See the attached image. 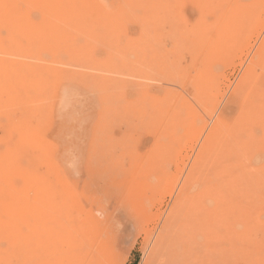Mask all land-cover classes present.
<instances>
[{
	"label": "rangeland",
	"instance_id": "obj_1",
	"mask_svg": "<svg viewBox=\"0 0 264 264\" xmlns=\"http://www.w3.org/2000/svg\"><path fill=\"white\" fill-rule=\"evenodd\" d=\"M98 1L102 9H99L97 14L95 13L94 16L85 21L88 24L93 22L97 26L105 27L106 32L104 29L101 34H98L100 31H86V36L83 33H79L80 35L73 33V38L76 37V39L70 43L71 48L61 49L51 45L50 52L47 49L29 52L28 49H25L28 41L24 39L22 41V43L25 42L24 47L21 46L15 50L9 48L10 51L13 50L11 51L12 54L10 51H7L8 55L1 54L5 57L9 56V58L11 55L12 60H9V62L14 64L17 70H19L18 66L21 70L19 75L14 74L9 78V84L4 81V84L0 83V90L4 87L2 93L0 91V133L2 131H6L9 135L11 133L12 136H10L18 142H15V147L17 144L16 157H20L18 158L19 162L21 160L24 162L22 164H25L26 161L28 163L34 162L33 165L26 163L29 167L38 164V167L34 168L35 176L40 171L41 173H38L40 176L44 175L43 172L48 174L44 175L45 178H41L42 182H39L41 180L39 179L36 184L34 182L29 184L30 187L25 188L27 190L25 192L33 198L36 196L35 189L38 190L36 185L45 183L49 185L48 189L54 192L52 197L54 201L62 203L73 215L77 217L88 216L90 218L95 216L100 221L95 235L100 246L105 249L104 252L108 257L107 264H189L190 261L191 264H206L212 259L215 264H264V83L248 87L252 95L246 96L244 100L246 104H252L255 107V112L252 115L256 117L253 124L255 128L253 135L256 134V136L254 135L251 145H248L250 146L248 148L249 153L244 161L246 176L244 184L231 185L230 187L234 188L233 191L228 184L227 188L226 186L221 187V192L216 190L214 196L212 191L211 193H204V202H201V197L199 203L196 204H198V207L206 205V207H209V211H205V213L211 212V214L202 215L197 209L187 213L186 209L181 218H178V220L180 219L177 222L178 225H176L178 230L173 225L164 227L166 215L175 202L181 185L184 183L191 160H193L192 157L195 156L199 148L197 146L200 145L208 131L207 128L220 113V110L226 105H230L229 97L239 85L241 76L246 67L250 65L251 59L264 37V0H148L145 7L143 6L145 0H136L135 7L127 5L124 0ZM150 2H155L152 4L153 7H160L148 10ZM123 9L128 11V14L132 17L130 22L128 20L127 23L125 22V26H121V22H117L121 14L120 11ZM134 19L136 22H134ZM228 30H233V34L222 45L220 44V38ZM4 31L2 30V33ZM5 33L7 32L3 33V37L8 36ZM92 36L100 43H97V47L95 40L91 38ZM84 41L94 43L88 45L87 48L85 47V49H90L87 50V54V51L83 48L87 44H83ZM6 42L10 45L9 47L14 46V40H6ZM46 43L48 45L49 42ZM115 44H118L121 49L124 47L122 52L124 54L126 51L125 56L128 53L127 60L129 58L130 60L136 58V61L142 60L141 63L137 61L140 65L138 63L137 66L135 65L136 68H139L138 70H133V63L130 65L132 60H129L130 64H127V60H124L126 57L123 54L118 56L117 59L115 58L116 61H114L116 63L120 60L118 66L120 64L121 68L120 66L113 67L117 63L107 64V62H104L108 52L114 55L108 45L114 47L113 49H119ZM53 50L55 51L53 52ZM137 50H140L139 53L135 52ZM80 51L83 52L81 53L83 56L80 55ZM57 52H60L59 55ZM21 54L23 56L28 55V59H25L27 57L24 58ZM87 55H89L88 59L89 57L92 58V61L87 59ZM122 56L124 58H121ZM83 57H86L85 60L91 61V64L85 61L87 66L90 64L89 67L86 66L87 69H84ZM151 58L153 59L152 62L154 61L153 63L150 61ZM16 60L21 62L18 64ZM33 60L34 62H32ZM32 63L37 64L33 65ZM51 64L57 67H51ZM37 66L46 75H40L39 72L38 74L37 72H33L34 74L29 72L30 67L35 68ZM104 67L105 69H103ZM149 67L153 68H150V74H147ZM73 68L75 71H72ZM117 68L120 71L119 73L116 71ZM126 68L128 70L131 68L129 70L131 76L122 74L126 72ZM120 69L123 71L122 73ZM112 70H115L118 76ZM81 71H83V75H81ZM96 71L98 77L95 78L93 74L95 75ZM85 72L88 74L85 75ZM133 72H135L134 75L138 74L140 77L138 75L137 78L133 77ZM111 73L115 78L112 84L116 82V88L118 87L117 83H119L121 86V88L119 86V89L122 90L128 80L129 82H135L134 87L127 83L130 88L127 86L126 89L125 86L122 92L113 89L115 84L111 87L112 89L107 87L111 83L110 80H107V76H110L111 80L113 78ZM84 75L85 78L89 75L88 80L83 79ZM100 75L102 80L99 78ZM92 77L96 80L99 78L97 85L95 81L93 82ZM118 78L120 79L119 82L116 81ZM92 82L94 86L91 85ZM103 84L105 85L103 86ZM137 84L139 86L138 91H136ZM38 85L39 87H37ZM197 89L201 90L203 95L200 98L201 104L197 100H193L195 97L192 96V91ZM29 90L31 94L27 98ZM11 92L13 97H11ZM17 92L22 93L20 95L22 98L18 96ZM165 92L172 94V96L186 97L190 103L192 102L190 109L191 107L193 109L190 112L197 113L195 117L197 121L195 120V122L198 126L196 125L195 128L192 124H187V132H183V135H185H182V137L177 133L176 140L177 130L176 132L173 130L174 134L171 133L172 130L170 132V128L167 129V125L164 124L170 122V120L165 117L162 120V115L158 112L162 107L159 108L158 105L161 102L165 103L167 111L175 115H179L178 112L182 111L175 98L166 102L162 99L167 94ZM38 94L41 99L43 98L42 100L36 96ZM14 96L18 101L15 100ZM44 99L45 103H43ZM136 100L139 103L141 102V107L140 105L139 107L133 105L134 103L137 104ZM144 100L146 101L143 102ZM22 101L24 102L22 103ZM38 101L44 106L43 110L41 107L37 108L39 106ZM35 102H38V104ZM142 102L145 103L144 106ZM5 105L8 107L6 108ZM3 107L9 112H4ZM156 107L159 108L158 111ZM30 108L31 110L28 111ZM195 108L197 109L196 112L194 111ZM2 114H4V117ZM21 117L27 118L20 119ZM3 118L5 121L10 120L11 123L4 122ZM157 118L162 122L156 123ZM23 120L34 126L31 127L29 123ZM179 121L181 125L179 127L186 123L184 118L179 119ZM179 121H176V123L178 124ZM25 123L28 126L25 127ZM22 124L26 129H23ZM2 125H5L4 128ZM14 125L15 129L13 130L11 126ZM20 126L22 127L20 128ZM160 133H162V136ZM11 137H8L7 140H1L0 152L4 153V150L7 149ZM26 138L27 141L31 142L29 143L31 148L28 146L27 149ZM160 141L166 142V148H169L165 150L166 157H164V153L158 151V154L156 152L157 145L161 143ZM19 143L21 148H18ZM23 145L26 149H23ZM25 150H30L28 152L30 153L29 157H33L35 160L32 161V158L27 156V152L25 156L23 154ZM134 150L137 152H134ZM41 152L45 153L42 154ZM39 153L44 158L40 157ZM21 155L25 156L23 158L26 161L21 159ZM139 156L140 158L137 159ZM36 157H40V159ZM146 164H148V167ZM154 164L156 165L155 168ZM36 168L40 171L37 172ZM31 170L33 172V169ZM46 175H51L50 179H46ZM34 184L35 186H33ZM110 184L111 187H109ZM28 188H31V190ZM238 189H240V192H238ZM232 192L236 193L232 194ZM227 193L230 195H227ZM213 209L218 214L214 213ZM222 210L225 211V214ZM230 211L232 212V219L228 216L229 213H226ZM234 211H236L235 214H233ZM231 212L229 215H231ZM187 214L189 215L187 216ZM193 219L195 221L194 228L196 227L195 232L199 233L197 235L193 232L194 229L191 230L194 223ZM214 219L217 221L215 222ZM211 224H214L213 227ZM221 226L222 228H220ZM177 232L178 234H176ZM222 234L224 235L222 236ZM176 235L177 237H175ZM237 235L244 244L240 242ZM168 237L170 238L168 239ZM213 238L217 239L214 240ZM159 241L161 242L159 243ZM188 242L190 243L188 244ZM241 245L245 246L246 251L244 246L241 248ZM0 246L5 251L9 249L8 242L7 244L4 242ZM242 249L244 252H241ZM190 250H193L194 253L189 255L187 251L190 252ZM176 255L182 259L179 260L180 263H174L177 259H180ZM244 257H246V260ZM9 261L5 262L3 260V262H0L1 264H19V261L16 260Z\"/></svg>",
	"mask_w": 264,
	"mask_h": 264
},
{
	"label": "bare ground",
	"instance_id": "obj_2",
	"mask_svg": "<svg viewBox=\"0 0 264 264\" xmlns=\"http://www.w3.org/2000/svg\"><path fill=\"white\" fill-rule=\"evenodd\" d=\"M124 1L126 2L127 5H132L133 7H135L136 3H137L136 0H124ZM154 3L150 2L149 6H148L149 7L148 10H154V8L157 9V8L160 7V6L153 7L152 4H154ZM146 4H148V0H145L143 6L145 7ZM99 9H102V6L100 5L98 0H0V83L4 84V82H5V83L9 84L8 81H9V78H11L12 75L14 76V74H16V75L20 74L21 68L18 66L19 70H17V67L14 64L9 62V60H12L11 59V55H10V58H9V56L8 57L3 56V55H8L9 54L8 52L10 51V49H14L15 50V49L20 48L21 46L24 47L25 46V42L22 43V41L24 39H25V41H28V42H26V46H25L26 48L25 49H28L29 52L33 51V50L34 51L36 50L38 52L39 49L40 50L41 49H47V51H48L49 48H51V45H54V46H56L58 48H61V49H63V48L69 49L68 47H70V43H72L74 41V39H76V37L73 38V33H76V34L77 33L78 34L79 33H83V34H85L86 31H88V32L100 31V32H98V34L99 33L101 34V31H103V29L105 27L97 26V24H93V22L88 24L85 21V20L90 19L91 16H94L95 13L97 14ZM120 12H121V14L119 15V20L117 22H119V23L121 22V26H125V22L127 23V20H128V22H130L132 20V17H131L130 14H128L129 13L128 11H125V9L121 10ZM88 16H90V17L88 18ZM90 22H91V20H90ZM134 22H136L135 19H134ZM2 30H5L4 32H7V33H5V34L8 35L7 37H3V35H4L3 33L4 32L2 33ZM104 31L106 32L105 29H104ZM76 34H75V36H76ZM232 34H233V30H228L227 32H224L223 35L220 38V44L225 42V40L228 37H230ZM93 35H95V34H93ZM85 36H86V34H85ZM102 37H103V35H102ZM91 38L93 40H95L94 36H92ZM11 39L14 40V46L12 45L11 47H9L10 45H8L6 40H11ZM96 40H95V42H96V47H97V43L98 44H100V43H99V41H96ZM99 40H101V39L99 38ZM46 42H49L48 45H47ZM79 43H80V41H79ZM86 43L87 42L84 41L83 44H86ZM92 44H94V43L93 42L90 43V41H89L86 44V46H84L83 48L85 49V47L87 48V47H89L88 45H92ZM110 45H108V46L112 50L114 55H112L111 53L108 52L104 62L105 63L107 62V64L108 63H111V64H116L117 63L115 66L113 65V67H116V66H118V62L120 60H118L115 63L114 62V61H116L115 58L117 59L118 56H121L123 54V52H122L123 50L122 49L124 47L121 49L118 44H115V45H117L119 47V49H113L114 47H112ZM75 46H74V49H75ZM121 46H124V45H121ZM80 50H82V49H80ZM87 50H90V49H85V51H87ZM92 50H93V48H92ZM143 50H145V49H143ZM11 51H13V50H11ZM50 51L51 50H49V52ZM54 51L55 50H53V52ZM138 51H140V50H137L135 52L139 53ZM59 53L57 52L58 55H59ZM76 53H77V51H76ZM79 53L81 55V53H83V52L80 51ZM87 53H88V51L86 52V54ZM1 54H3V55H1ZM11 54H12V52H11ZM124 54H126V51H125ZM13 55H14V52H13ZM130 55H132V54H130ZM63 56H64V54H63ZM72 56H73V54H72ZM81 56H83V55H81ZM88 56L89 55L86 56L87 59H88ZM134 56H135V54L133 55V57ZM23 57L24 58L27 57L25 59H28V55L23 56ZM29 57H30V55H29ZM35 57H37V56H35ZM86 57L82 58L83 59L82 63L84 62V65H85L84 69L85 68L87 69V67H89V65L91 64L90 62L92 61V58L90 59V57L88 59V60H91L90 62L87 61V59L85 60ZM125 57H126V59L123 56L121 58H124V60L126 61L127 57H128V53H127V55ZM140 58H142V57H140ZM31 59H34V58H31ZM22 60H24V59H22ZM59 60H60V56H59ZM129 60H130V58H129ZM129 60L126 61L127 64L132 60L130 62L131 64L130 63L129 64L132 65V63H133V65H134V66L132 65V67H134L133 70L134 71H136V69L138 70L139 68L138 67L136 68L137 63L139 61H140L139 63H141L142 60H137L138 62L136 61V58H135V60L132 59V58H131L130 61ZM152 60L153 59L151 58L150 61L152 62ZM251 60L252 61H251L250 65L248 67H246V70L244 71L243 75L241 76V80L239 82V85H237V88L232 92L231 96L229 97V100L231 102L230 105H226L222 110H220V113L215 117V119L213 120V122L209 126V128H207L208 131L204 135L202 141L200 142V145L197 146L199 148H198L195 156L192 157L193 160H191L192 161L191 164L189 163L190 164V168L188 170V173L186 171L187 174H186V177L184 179V183L182 181L183 185H181L182 187H181V189L178 191V193L176 195V198H175L176 200L173 203L172 207L170 208L168 214L166 215L167 217H166V220H165V223H164V227H171L172 225L173 226L178 225L177 222L180 220V219L178 220V218L179 217L181 218V215L184 213V211L186 209H187V213H188V211L189 212L190 211L193 212L194 209H197V210H199V212L202 215L203 214L204 215L211 214V212L207 213V214L205 213V211L206 212L209 211V209H208L209 207H206V205H204L202 207L199 206L200 207L199 208L197 206L198 204H196V203H199L201 197H202L201 202L203 201L204 193H211V191H212L213 192V196H214L215 193H216V190L221 192V189H222L221 187L224 188L226 186V188H227L228 184H229V187L231 185H241V184H244V181H246L245 180L246 176H245V173H244V166H245L244 161H245V159H246V157H247V155L249 153L248 152V148L250 146H248V145H251L250 143H252V140H254V135L256 136V134L253 135V133H254L253 131H255V128H254L253 124H254V121H256V117L252 115L255 112L254 111L255 107L252 104H246V102L244 100H245L246 96L252 95V92L250 90H248L249 89L248 87H252V86H254L256 84L259 85V83L260 84L264 83V37L261 40L260 45L258 46V49L256 50V53L252 57ZM16 61H17L18 64L21 62V61L18 62V60H16ZM38 61L42 62L41 60H38ZM85 61L90 63V64H88V66H87ZM143 61H145V60H143ZM32 62H34V60ZM59 62H61V61H59ZM139 63H138V65H140ZM148 63H150V62H148ZM35 64H37V63H35ZM35 64H33V65H35ZM71 64H72V60H71ZM62 65H64V64H62ZM79 65H81V64L79 63ZM93 65H95V64H93ZM52 66H56V65H52L51 64V67ZM107 66H109V65H107ZM119 66L121 68L120 64H119ZM80 67H83V66H80ZM91 67L93 68L92 65H91ZM101 67H102V65H101ZM39 68H38V66L35 67V68H31L30 67L29 68V72H31V73H33V72L36 73L37 72V74L39 72L40 75H42V74L44 75L45 72H43V71L41 72V69H39ZM131 68H129V70ZM150 68H153V67H149V69L147 70V74L149 73ZM103 69H105V67ZM126 69H125L126 70L125 73H122L123 71L120 69L121 73L124 74V75L131 76V71H129L128 68H126ZM68 70H69V68H68ZM107 70H108V68H107ZM22 71L24 72V70H22ZM72 71H75L74 68H73ZM86 71H89V70H86ZM112 71L115 72V70H112ZM116 71H118V73L120 72L118 68L116 69ZM11 72H13V74H11ZM29 72H28V74L31 75V73H29ZM82 72L83 71H81V75H83ZM142 72H143V70H142ZM66 73H67V71H66ZM156 73H157V71H156ZM84 74L86 75L88 73L85 72ZM134 74H135V72L132 73L133 77L135 76V78H137L138 74L137 75H134ZM169 74L171 75V73H169ZM47 75L49 76V74H47ZM85 75L83 77L84 80L87 79V77L90 75V73H89V75L86 78H85ZM158 75H159V73H158ZM34 76H36V75H34ZM93 76H95V78L98 77L97 76V71H96L95 75L93 74ZM117 76H118V74H117ZM165 76H166V74H165ZM32 77H33V75H32ZM37 77H38V75H37ZM107 77H108L107 80H110V82H111V83H109L110 86L107 85V87L111 88V87H113L114 84H115L114 85V87H115L116 86V82H114V84H112V81H115L114 75L112 74V77H113L112 80H111L110 76H107ZM138 77H140V75H138ZM152 77H154V76H152ZM168 77H169V75H168ZM174 77H175V75H174ZM17 78H18V76L16 77V79ZM99 78H101V75L99 76ZM99 78H98V80H99ZM13 79H15V78H13ZM35 79H36V77H35ZM42 79H43V77H42ZM84 80H82V81L84 82ZM98 80L94 79L93 82L95 81L96 85H97ZM101 80H102V78H101ZM101 80H100V82H102ZM118 80L120 81L119 78L116 79V81H118ZM157 80H159V79H157ZM39 81H40V79H39ZM90 82H88V83H90ZM93 82L91 84L92 86H94ZM107 82H109V81H107ZM124 82H126V80H124ZM124 82H123V85H124ZM168 82H170V81H168ZM103 83H105V82H103ZM127 83H130V86L134 87L135 82H133V81L129 82V80H128V82H126V84L123 86L124 88H122V90L119 89V86H120L119 83H117V86H118L117 88L118 89L116 87L113 88V89L116 90V91L119 90V91L122 92L123 89H125V86H126V89H127V86H128ZM131 83H133V85H131ZM45 85H47V84H45ZM45 85H43V86H45ZM104 85L105 84H103V86ZM3 86H5V85H3ZM18 86H19V82H18ZM25 87H26V85H25ZM37 87H39V85ZM138 87L139 86L137 84L136 85V88H137L136 91H138ZM0 88H1V86H0ZM3 88H2V90H0L1 93L3 91ZM120 88H121V86H120ZM8 89H6V90H8ZM29 89H30V87H29ZM20 90H22V89H20ZM8 91L10 93V89ZM140 91H141V88H140ZM28 92L26 91V93H28L27 98L31 94L30 90ZM102 92H105V91H102ZM1 93H0V95H1ZM165 93H167V92H165ZM7 94H8V92H7ZM17 94H18V96H20L22 93L19 94L17 92ZM192 94H193L192 96L195 97V99H193L191 96L190 97L194 101L197 100L199 102V104H201V99L200 98H202V96H203L201 90H198V89L197 90H193ZM36 96H38L41 99V96H39V94L36 95ZM123 96H124V94H123ZM164 96L165 97L162 98V99H164L165 102L170 100V99H174L175 98L177 100V102H178V106L180 107L181 111L183 112V113L182 112H178V113H180L179 115L178 114L177 115L172 114L171 112L167 111L165 103H162V102L158 105L159 108L162 107L160 109V111H158L159 108L156 107L157 108L156 110L159 112V114L162 115L161 116L162 120L164 119V117L167 120H170L171 123L168 121V122H166V124H164L165 126L167 125L166 126L167 129L170 128V132H171V130L172 131L175 130V132L177 130L176 134L174 133V131L171 132V133L175 134V140H176L177 133H178V135L182 136L183 132H187V130H186L188 128V127H186V126H188L187 124H190V125L192 124L196 128L197 124L195 122V120H196L195 117H196L197 113L195 114L193 111L190 112V110L193 109V107H191V109H190V106H191L192 102L190 103L189 99H186V97H184L183 95H181L183 97H180V96H176V95L172 96V94L167 93ZM11 97H13V93H12ZM14 97L16 98V96H14ZM15 100H17V98ZM145 101L146 100H144L143 102H145ZM23 102L24 101H22V103ZM38 102H39V106H37V108L39 109L41 107L42 110H43L44 106L41 105L42 103L40 101H38ZM38 102H35V103L38 104ZM136 102H137V100H136ZM143 102H142V104H143ZM43 103H45V99H44ZM132 104H133V102H132ZM140 104H141V102L140 103L137 102V104L134 103L133 105L136 106V107L138 105V107H139ZM146 104L148 105L149 102L146 103ZM133 105H132V107H133ZM144 105H145V103L143 104V106ZM7 107L8 106H6V108ZM140 107H141V105H140ZM198 107H200V106L198 105ZM3 108H4V110H3L4 112L8 111V110H5L6 109L5 107H3ZM31 108H32V106H31ZM31 108L28 109V111H30ZM37 108H36V110H38ZM32 109L34 111V108H32ZM194 111L196 112L197 109L195 108ZM2 115L4 117V114H2ZM245 115H246V117L244 118ZM8 116H10V115H8ZM24 116H22V117H24ZM179 116H180V118H179ZM22 117L20 119H26L27 118V117L26 118H22ZM10 118H11V116H10ZM10 118H8V119H10ZM182 118H184V120H186V123L182 124V127H179V126H181L179 119H182ZM3 120H4V118H3ZM7 121L4 120V122H7ZM23 121L26 122L25 120H23ZM176 121L177 122L179 121V123L177 124ZM8 122H10V120ZM157 122H162V121L157 118L156 123ZM192 122H194V123H192ZM263 122H264V120H263ZM20 123H21V121H20ZM26 123H29V125H30V122H26ZM26 123H25V127L28 126V124L26 125ZM153 124H151V125L153 126ZM255 124H256V122H255ZM22 125H23V129H26L24 127V124H22ZM190 125H189V127H190ZM4 126H3V128H4ZM30 126L33 127L34 125L32 124ZM11 127H12L13 130L15 129V125L11 126ZM21 127L22 126H20V128ZM16 128L18 129L17 125H16ZM252 128H254V129H252ZM8 130H10V128H8ZM31 130H32V128H31ZM10 131L13 133L12 130H10ZM18 131H20V130H18ZM5 132L2 131L0 133V142H2L1 140H4V139L7 140L8 137L12 136L11 133H10V135H11L10 136L9 133H7V132L5 133ZM14 132H16V131H14ZM34 135H35V133H34ZM160 135L162 136V133H160ZM167 135H168V133H167ZM17 140H18V138H17ZM165 140L168 141L167 139H165ZM171 141H172V138H171ZM15 142H16L15 139H13V137H11L10 144L7 145V149L4 150V153L0 152V244H3L4 242L7 244V242H8V245H9V249H7L6 251L3 250L1 248V246H0V261L3 262V260H4L5 262H7L8 260H10V261L11 260H13V261L16 260V261H19V264H107L108 257H107V254L104 252L105 249L100 246V243L98 242V238H96V235H95L96 234V229L98 228V226L100 224L99 223L100 221L97 220V218H95V216L90 218L88 216L87 217H77L76 215H73V213L69 209H66V207L62 203L59 202L60 203V205H59L58 202L54 201V199L52 198L54 192L49 190L48 189L49 185H47L45 183H43L42 185H39V184L36 185L38 190L35 189L36 190L35 191V193H36L35 195L36 196L33 197V198L30 197V195L27 192H25V191H27V190H25V188L30 187V186H28L29 184H31L33 182L36 184L39 179L45 178L44 175L47 174V172H45V173L43 172L44 175L40 176L39 174L41 173V171L38 169L40 171V173H39L37 168H36V171L39 174L36 172L38 174V177H37V174L35 176L34 168L38 167V164L36 163L37 161L35 162L36 164H34V167L31 166L32 167L31 168L27 164L33 165L34 162L28 163V161H26L25 158H23V157L26 156L25 154H27L30 150H28V151L25 150V153L22 151L25 156L21 155V157H22L21 159H24L27 164L26 163H25L26 165L22 164V163H24L23 160H21L22 162L21 161L19 162L18 158H20V157H16V155H17V151H16L17 144H16V147H15ZM25 142L27 144L26 147L28 149L29 143H31V142L27 141V138H26ZM25 142H22V143H25ZM160 142H161L160 145H157L158 149H157L156 152L159 151L160 153H164L163 155H164V157H166L167 153H166L165 150H168L169 148H166V145H165L166 142L165 143H163L162 141H160ZM16 143H18V142H16ZM22 143H21V145H22ZM123 145H124V142H123ZM19 146H20V143H19ZM19 146H18V148H21V146L20 147ZM23 147H24L23 149H26V147L24 145H23ZM194 147H196V146H194ZM29 148H31V147L29 146ZM127 148H128V146H127ZM134 152H137V151L134 150ZM159 152H158V154H159ZM44 153L45 152H43L42 154H44ZM28 154H27V156L29 157L30 153H28ZM42 154L39 153V156L42 157L41 156ZM127 154H129V153H127ZM18 156H19V154H18ZM33 156H35V154H33ZM131 156H132V154H131ZM131 156H129V157L131 158ZM40 157L39 158L36 157V158L40 159ZM133 157H134V155H133ZM136 157H137V155H136ZM160 157H162V156L160 155ZM29 158H32V161L35 160L33 157H29ZM42 158H44V157H42ZM139 158H140V156L137 159H139ZM150 158H152V157H150ZM159 159H161V158H159ZM147 160H148V158H147ZM148 161H150V160H148ZM153 162H154V160H153ZM160 162L162 163V161H160ZM137 163H138V160H137ZM148 164H146L147 167H148ZM151 164H152V162H151ZM150 166L153 168L152 165H150ZM161 166H162V164H161ZM142 167H144V166H142ZM147 167H146V169H147ZM155 167H156V165L154 166V168ZM31 169H33V172H32ZM153 171H154V169H153ZM47 175H46V179H50L51 175L50 176H47ZM40 181L42 182V179L39 180V182ZM20 182H21V184H20ZM251 183H252V180H251ZM256 183H258V182H256ZM35 184L33 186H35ZM36 187H34V188H36ZM109 187H111V184H110ZM218 188H220V189H218ZM230 188L232 189V187H230ZM238 188H240V187H238ZM50 189H51V187H50ZM29 190H31V188ZM233 190H234V188L232 189V191ZM239 190L240 189H238V192H240ZM222 193H223V190H222ZM228 193H227V195H230ZM233 193H236V192H232V194ZM31 196H32V194H31ZM209 196H211V195H209ZM232 197H233V195H232ZM221 198H220V200H221ZM233 198H231V199H233ZM231 199H230V201H231ZM221 209H224V208H221ZM222 211H224V210H222ZM213 212H214V209H213ZM230 212H226V213L230 214ZM235 212L236 211H234L233 214H235ZM214 213H216V212H214ZM216 214H218V213H216ZM224 214H225V211H224ZM229 214H228V216L231 217L232 216V212H231V215H229ZM188 215L189 214H187V216ZM106 216H108V215H106ZM240 217H241V215H240ZM212 218H213V215H212ZM236 218H237V216H236ZM230 219H232V217ZM239 219L241 220V218H239ZM227 220H228V218H227ZM234 220L236 221V219H234ZM193 221H194V219H193ZM216 221L217 220H215V222ZM194 224H195V221L192 224L193 228L191 230L194 229L193 232L197 235L199 233L195 232L196 227L194 228ZM213 225L211 224L212 227H213ZM222 226L220 228H222ZM177 228L178 227L176 226V229ZM206 228H208V227H206ZM209 228H210V226H209ZM231 229L232 228H230V230ZM160 230H162V229H160ZM223 231H224V229H223ZM232 231H233V229H232ZM238 231H240V230H238ZM175 232H176V230H175ZM241 233H243V232H241ZM161 234H162V232H161ZM176 234H178V232ZM223 235L224 234H222V236ZM237 236L239 237V235H237ZM175 237H177V235ZM169 238L170 237H168V239ZM216 239L217 238H215L214 240H216ZM239 239H240V242H241V238L240 237H239ZM170 240H172V239H170ZM160 242L161 241H159V243ZM190 242H188V244ZM217 242H218V240H217ZM237 242H239V241H237ZM193 243H194V241H193ZM241 243H243V242H241ZM229 244H230V242H229ZM243 246L241 245V248ZM216 248H218V247H216ZM230 249H232V248H230ZM244 249H245V246H244ZM153 250H155V249H153ZM206 250H207V248H206ZM247 250H248V247H247ZM213 251H214V249H213ZM245 251H246V249H245ZM187 252L189 253V255L194 253L193 250L192 251L190 250V252L189 251H187ZM219 252H220V250H219ZM222 252H223V250H222ZM241 252H244V250L241 251ZM174 254H176V253H174ZM207 254H208V252H207ZM183 256H184V254H183ZM194 257H195V255H194ZM177 258H180V257L177 256ZM188 258H189V256H188ZM210 258H212V257L210 256ZM222 258H223V255H222ZM231 258H233V257H231ZM244 259L246 260V257H244ZM179 260H182V259L181 258L177 259V261L175 259L176 262H174V261L173 262L174 263H178ZM212 260H209L208 262H206V264H215ZM217 260H219V259H217ZM1 262H0V264H1ZM190 262H189V264H191ZM216 262H218V261H216Z\"/></svg>",
	"mask_w": 264,
	"mask_h": 264
}]
</instances>
